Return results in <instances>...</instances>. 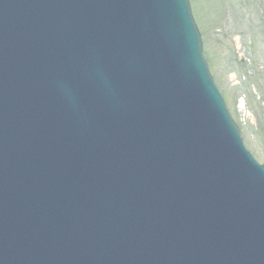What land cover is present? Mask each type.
Returning <instances> with one entry per match:
<instances>
[{
  "label": "water",
  "instance_id": "1",
  "mask_svg": "<svg viewBox=\"0 0 264 264\" xmlns=\"http://www.w3.org/2000/svg\"><path fill=\"white\" fill-rule=\"evenodd\" d=\"M0 264H264L188 0H0Z\"/></svg>",
  "mask_w": 264,
  "mask_h": 264
},
{
  "label": "rangeland",
  "instance_id": "2",
  "mask_svg": "<svg viewBox=\"0 0 264 264\" xmlns=\"http://www.w3.org/2000/svg\"><path fill=\"white\" fill-rule=\"evenodd\" d=\"M209 71L246 148L264 163V0H189Z\"/></svg>",
  "mask_w": 264,
  "mask_h": 264
}]
</instances>
